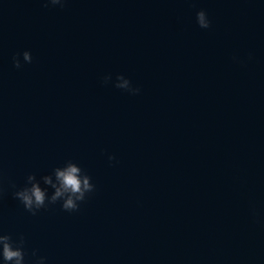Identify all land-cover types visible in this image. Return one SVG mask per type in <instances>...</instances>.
<instances>
[{
	"label": "water",
	"instance_id": "95a60500",
	"mask_svg": "<svg viewBox=\"0 0 264 264\" xmlns=\"http://www.w3.org/2000/svg\"><path fill=\"white\" fill-rule=\"evenodd\" d=\"M68 160L78 211L12 196ZM0 188L26 264H264V0H0Z\"/></svg>",
	"mask_w": 264,
	"mask_h": 264
},
{
	"label": "clouds",
	"instance_id": "9594fccd",
	"mask_svg": "<svg viewBox=\"0 0 264 264\" xmlns=\"http://www.w3.org/2000/svg\"><path fill=\"white\" fill-rule=\"evenodd\" d=\"M66 0H44V4L64 7ZM196 22L202 29H208L211 26V21L205 10L200 9L196 12ZM24 63H31L32 56L29 51L25 50L21 54H15L12 57L13 67L19 69ZM236 60V57H233ZM112 81L110 74H106L102 78V83L107 84ZM114 86L122 89L131 95H136L140 92L139 87H134L131 81L123 74H117L114 81ZM107 160L110 164L116 161L113 154L107 155ZM41 182L45 187L41 186ZM10 187L14 189L12 196L18 199L24 209L35 216L41 209H45L50 205H55L59 202L62 210L66 212H75L80 208L88 196L95 191V185L92 183L91 177L72 160L66 161L63 166H57L52 169L49 174H44L37 179L34 172H29L25 177L23 186L17 188L12 183ZM51 188V194L48 192ZM3 193V188H0V195ZM25 237L18 234L15 238L8 233L0 231V260L3 264H26V249ZM31 264H46V257L37 254L36 249H32Z\"/></svg>",
	"mask_w": 264,
	"mask_h": 264
}]
</instances>
